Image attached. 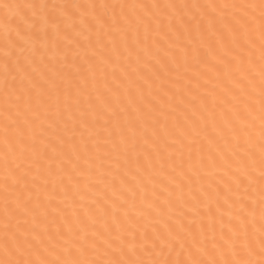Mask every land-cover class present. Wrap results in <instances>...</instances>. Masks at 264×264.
Returning a JSON list of instances; mask_svg holds the SVG:
<instances>
[{"label":"snow or ice","instance_id":"snow-or-ice-1","mask_svg":"<svg viewBox=\"0 0 264 264\" xmlns=\"http://www.w3.org/2000/svg\"><path fill=\"white\" fill-rule=\"evenodd\" d=\"M0 264H264V0H0Z\"/></svg>","mask_w":264,"mask_h":264}]
</instances>
